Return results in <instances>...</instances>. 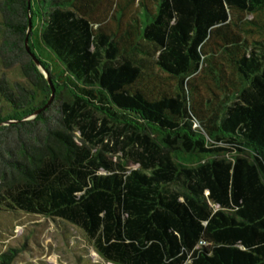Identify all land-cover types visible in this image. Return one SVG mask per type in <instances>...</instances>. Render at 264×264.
<instances>
[{"label":"trees","instance_id":"16d2710c","mask_svg":"<svg viewBox=\"0 0 264 264\" xmlns=\"http://www.w3.org/2000/svg\"><path fill=\"white\" fill-rule=\"evenodd\" d=\"M29 13L55 95L25 119L0 78V205L113 264H264V0H0L1 64L47 100Z\"/></svg>","mask_w":264,"mask_h":264},{"label":"rangeland","instance_id":"374dc122","mask_svg":"<svg viewBox=\"0 0 264 264\" xmlns=\"http://www.w3.org/2000/svg\"><path fill=\"white\" fill-rule=\"evenodd\" d=\"M2 32V17L0 14V42ZM38 68L47 80L48 74L46 75V71L40 66ZM0 78H4L11 87L15 83H19L31 89L34 97L31 105L39 108L44 107L42 111L53 104L52 100L55 92L52 100L45 106L51 93L46 100L44 91L39 89L40 86L35 87L34 84L28 81L19 65L4 68L0 61ZM6 104L5 99L0 94V107L5 110ZM35 111L25 119H32L41 112L35 114ZM93 115L98 117L96 112H93ZM112 140L111 136L105 139L110 145H113ZM116 155L121 156V152L119 151ZM0 264L113 263L106 261L94 249L83 231L73 224L61 219L29 213L20 209H10L0 205Z\"/></svg>","mask_w":264,"mask_h":264},{"label":"water","instance_id":"95a60500","mask_svg":"<svg viewBox=\"0 0 264 264\" xmlns=\"http://www.w3.org/2000/svg\"><path fill=\"white\" fill-rule=\"evenodd\" d=\"M27 9H28V10L30 9V0H27ZM31 28H32V23H31V16H30V13H29V14H28L27 33H26V36H25V39H24V44H25L26 50L29 51V52H30V49H29V46H28V32L31 30ZM30 54H31V56H32L33 61H34L38 66L41 67L40 62H39V60L35 57V55H34L32 52H30ZM46 75H47V72H46ZM47 80H48V84H49V86H50V88H51V96H50L48 102L45 104V106H47V104L52 100L53 95H54V90H55L54 87H53V85H52V83H51V81H50V78L48 77V75H47ZM43 108H44V107H41V108L37 109V110L35 111V114H37V113H39L40 111H42Z\"/></svg>","mask_w":264,"mask_h":264}]
</instances>
